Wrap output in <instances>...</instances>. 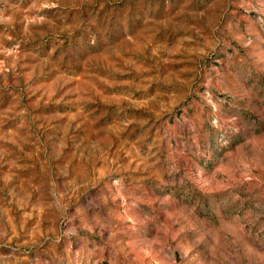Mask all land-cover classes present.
<instances>
[{"label":"rangeland","instance_id":"1","mask_svg":"<svg viewBox=\"0 0 264 264\" xmlns=\"http://www.w3.org/2000/svg\"><path fill=\"white\" fill-rule=\"evenodd\" d=\"M0 264H264V0H0Z\"/></svg>","mask_w":264,"mask_h":264}]
</instances>
